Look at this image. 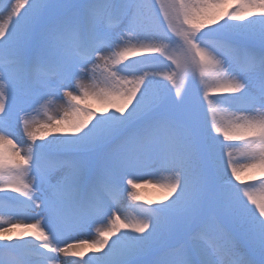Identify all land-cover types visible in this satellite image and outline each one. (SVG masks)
Instances as JSON below:
<instances>
[{
	"label": "snow or ice",
	"instance_id": "snow-or-ice-1",
	"mask_svg": "<svg viewBox=\"0 0 264 264\" xmlns=\"http://www.w3.org/2000/svg\"><path fill=\"white\" fill-rule=\"evenodd\" d=\"M0 264H264V0H0Z\"/></svg>",
	"mask_w": 264,
	"mask_h": 264
},
{
	"label": "rangeland",
	"instance_id": "rangeland-1",
	"mask_svg": "<svg viewBox=\"0 0 264 264\" xmlns=\"http://www.w3.org/2000/svg\"><path fill=\"white\" fill-rule=\"evenodd\" d=\"M57 102H62V101L57 100ZM54 106H55V104L48 110V112H47L48 115H55L56 114V112L58 110V107L55 108ZM36 119H38L40 121L46 120V115L44 114V110L43 109H41L40 113L36 115ZM17 132H18V136H19V138L21 140L26 139V137H24L21 134V130L20 129H17ZM145 171H154V169H146ZM164 175H166V174H164ZM137 182L140 183L142 187L144 186L147 189L154 188V189L162 192L163 195L165 194V189L160 186V183H159L158 179L156 178V176H153V175H142V178L140 180H138ZM147 189L145 190L144 188L143 189L139 188V189L136 190L139 193V195L141 197H143V201L144 202H148V201L157 202V201H160V199L162 198L163 195L162 196H158L156 193H152V191H149ZM129 190L131 191V189H129ZM125 196L127 197V193H125ZM6 218H8V217H6ZM97 227L104 228V227H106V223L100 222V223L94 225L91 229H86V230L80 231L78 233H75L74 236L78 240H88V241L95 240V239L98 238L97 235L95 234V229ZM69 242H71V241H69ZM61 255H63V254H61Z\"/></svg>",
	"mask_w": 264,
	"mask_h": 264
},
{
	"label": "bare ground",
	"instance_id": "bare-ground-1",
	"mask_svg": "<svg viewBox=\"0 0 264 264\" xmlns=\"http://www.w3.org/2000/svg\"><path fill=\"white\" fill-rule=\"evenodd\" d=\"M58 103V104H57ZM56 104H55V108H57V107H59V105L62 103V102H57ZM58 105V106H57ZM140 188H144L145 190L147 189L146 187H140ZM147 190H149V191H152V193H156L158 196H162L163 195V193L162 192H160V191H158V190H156V189H154V188H152V189H147ZM6 218V217H5ZM7 219V218H6Z\"/></svg>",
	"mask_w": 264,
	"mask_h": 264
}]
</instances>
